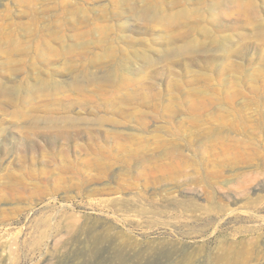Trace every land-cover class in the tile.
Segmentation results:
<instances>
[{
	"label": "rangeland",
	"instance_id": "374dc122",
	"mask_svg": "<svg viewBox=\"0 0 264 264\" xmlns=\"http://www.w3.org/2000/svg\"><path fill=\"white\" fill-rule=\"evenodd\" d=\"M0 264H264V0H0Z\"/></svg>",
	"mask_w": 264,
	"mask_h": 264
}]
</instances>
